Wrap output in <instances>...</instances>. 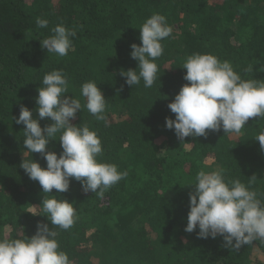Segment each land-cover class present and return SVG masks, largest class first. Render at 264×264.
<instances>
[{
  "label": "trees",
  "instance_id": "1",
  "mask_svg": "<svg viewBox=\"0 0 264 264\" xmlns=\"http://www.w3.org/2000/svg\"><path fill=\"white\" fill-rule=\"evenodd\" d=\"M152 13L164 15L173 34L161 41L160 76L152 88L142 80L130 87L120 71L137 68L130 45L141 43L139 28ZM37 17L47 19L48 28H38ZM58 23L77 32L65 57L40 44ZM193 53L213 54L229 61L242 79L264 81V71H258L264 65V0H0V238H30L38 222L51 228L37 214L43 196L52 195L77 211L69 230L53 226L72 264H264L251 262L253 251L264 255L260 240L232 250L222 237L201 239L198 229L184 231L189 184L208 171L206 160L223 168L226 179L247 185L255 175L252 188L264 199V151L255 140L264 119L249 118L239 134L221 129L206 138L186 137L185 143L165 127V117L175 118L168 104L187 83L182 65ZM54 69L67 75V95L82 104L71 123H87L102 142L97 159L127 172L103 197L85 193L74 179L66 192L43 194L19 167L31 153L23 146L25 126L15 118L23 105L39 120L37 89ZM89 80L106 99L107 124L83 107L80 87ZM39 123L43 128L52 121ZM58 138L47 147L59 156ZM32 159L46 167L40 153Z\"/></svg>",
  "mask_w": 264,
  "mask_h": 264
},
{
  "label": "clouds",
  "instance_id": "2",
  "mask_svg": "<svg viewBox=\"0 0 264 264\" xmlns=\"http://www.w3.org/2000/svg\"><path fill=\"white\" fill-rule=\"evenodd\" d=\"M38 28H48L49 21L36 18ZM52 33L40 40L47 53L65 57L73 49L75 28L58 23ZM140 44L130 45V57L137 61L136 69L121 70L125 83L152 88L158 80L156 60L162 56L161 41L173 34V26L166 17L152 13L139 28ZM182 68L187 82L168 104L175 118L165 117V127L173 130L178 140L186 137H207L208 132L223 129L224 134H239L249 118L264 119V81L242 79L229 61H221L210 53H193L187 56ZM138 69V71H137ZM253 70V69H249ZM258 71H264V65ZM38 96L35 98L39 120L48 118L49 125L41 127L33 118L32 111L21 105L16 124H23V146L31 153V159H22L19 167L30 180L37 181L43 194L68 191L72 179L78 181L82 190L100 197L113 185L126 177L112 163L101 162L103 148L97 132L87 123H71L82 109L80 99L69 93V78L60 69L44 74ZM80 95L85 99L84 108L97 120L107 124L106 99L95 81L84 82ZM62 151L59 156L48 150L50 140H56ZM256 141L264 151V130L258 132ZM187 144V143H186ZM32 153H40L46 161L42 168L32 159ZM256 176L248 184L239 179H226L224 169L196 174L193 191L189 193V211L184 231L201 239L223 238L224 247L239 250L242 245L260 240L264 243V199L252 188ZM41 215L52 225L38 222L35 234L30 238H0V264H72L68 254L60 249L56 237L58 231L69 230L77 219L72 202L50 195L41 201Z\"/></svg>",
  "mask_w": 264,
  "mask_h": 264
},
{
  "label": "rangeland",
  "instance_id": "3",
  "mask_svg": "<svg viewBox=\"0 0 264 264\" xmlns=\"http://www.w3.org/2000/svg\"><path fill=\"white\" fill-rule=\"evenodd\" d=\"M211 1V3L215 2L216 0H209ZM177 146V145H175ZM178 147V146H177ZM189 149V147H185V150L187 151ZM206 165L208 168V171L206 172H210L213 170L217 169V166L212 164V160H206ZM255 261H259V262H263L264 263V255L262 253H260L259 251L255 250L252 253V257H251V262H255Z\"/></svg>",
  "mask_w": 264,
  "mask_h": 264
}]
</instances>
